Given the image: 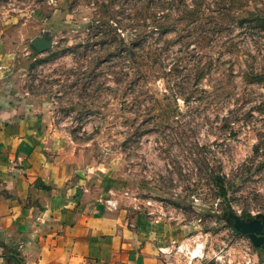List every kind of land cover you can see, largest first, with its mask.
Returning a JSON list of instances; mask_svg holds the SVG:
<instances>
[{"label": "rangeland", "instance_id": "obj_1", "mask_svg": "<svg viewBox=\"0 0 264 264\" xmlns=\"http://www.w3.org/2000/svg\"><path fill=\"white\" fill-rule=\"evenodd\" d=\"M254 14L264 0H0V47L15 91L106 196L148 210L165 239L201 231L205 263L248 246L256 264L264 242L221 213L264 218V83L241 75L264 71Z\"/></svg>", "mask_w": 264, "mask_h": 264}, {"label": "crops", "instance_id": "obj_2", "mask_svg": "<svg viewBox=\"0 0 264 264\" xmlns=\"http://www.w3.org/2000/svg\"><path fill=\"white\" fill-rule=\"evenodd\" d=\"M7 67L0 47V264H166L157 219L104 204V187L35 118Z\"/></svg>", "mask_w": 264, "mask_h": 264}, {"label": "built area", "instance_id": "obj_3", "mask_svg": "<svg viewBox=\"0 0 264 264\" xmlns=\"http://www.w3.org/2000/svg\"><path fill=\"white\" fill-rule=\"evenodd\" d=\"M103 202L106 206L116 205V200L111 196H105ZM156 249L158 253L165 256L166 264H175L177 261L184 264H202L206 257L205 238H203L201 231L180 239L166 238L156 246ZM254 256L255 253L248 246H245L240 257L237 258L231 257L230 247H219L212 252L210 257L214 260L213 264H255Z\"/></svg>", "mask_w": 264, "mask_h": 264}, {"label": "water", "instance_id": "obj_4", "mask_svg": "<svg viewBox=\"0 0 264 264\" xmlns=\"http://www.w3.org/2000/svg\"><path fill=\"white\" fill-rule=\"evenodd\" d=\"M51 39L45 32L33 35L29 44L36 51H41L49 46ZM226 221L238 232L246 234L252 245H260L264 242V218L260 214L253 216H240L236 213H229Z\"/></svg>", "mask_w": 264, "mask_h": 264}, {"label": "trees", "instance_id": "obj_5", "mask_svg": "<svg viewBox=\"0 0 264 264\" xmlns=\"http://www.w3.org/2000/svg\"><path fill=\"white\" fill-rule=\"evenodd\" d=\"M251 18H252L251 24H254L255 27H258L260 30H262L264 32V14H254L253 17H251ZM32 49L35 51L34 48H32ZM127 50L130 52V54H133V51L129 50L128 48H127ZM139 73L142 74L143 71L141 72V70H140ZM241 75L243 76V78L247 82H255V83L262 82V83H264V71H252V70L243 71L241 73ZM219 180H220V177L218 178V181ZM217 187H218V189H220L221 193H224V187H223V185L220 182H217ZM231 212H233L231 210V208H229V206H226V209L222 210L221 213H222L223 218L226 220V216L229 213H231ZM249 215H251V214H246L244 216H249ZM228 223L231 226V223L230 222H228ZM253 247L255 249H258L260 247V245H253ZM257 253H258V256H259L260 250H258Z\"/></svg>", "mask_w": 264, "mask_h": 264}]
</instances>
